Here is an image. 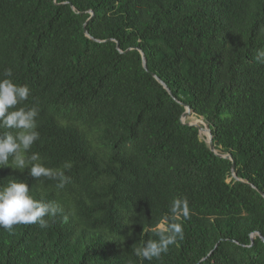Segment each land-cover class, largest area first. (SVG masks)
<instances>
[{
  "label": "trees",
  "instance_id": "1",
  "mask_svg": "<svg viewBox=\"0 0 264 264\" xmlns=\"http://www.w3.org/2000/svg\"><path fill=\"white\" fill-rule=\"evenodd\" d=\"M261 50L264 0H0V78L11 68L39 110L31 152L73 165L63 189L0 168V186L25 181L62 209L48 228H0V264H264ZM184 104L241 180L182 123ZM176 197L184 239L142 260Z\"/></svg>",
  "mask_w": 264,
  "mask_h": 264
},
{
  "label": "clouds",
  "instance_id": "2",
  "mask_svg": "<svg viewBox=\"0 0 264 264\" xmlns=\"http://www.w3.org/2000/svg\"><path fill=\"white\" fill-rule=\"evenodd\" d=\"M256 59L264 63V50L257 52ZM12 69L7 68L0 78V168L11 167L24 172L38 182L41 177L56 180V187L63 189L71 181L65 170L73 165L65 162L60 169L47 167L38 153L31 152L32 146L40 139L37 130L38 107L24 106L31 95L28 85L15 83ZM62 209L54 201L37 200L30 194L27 182L10 179L0 186V228L10 234L16 225L38 223L42 228L49 227V219L60 215ZM47 218V219H46ZM181 219H190L187 198L176 197L169 205V212L154 226L156 239H149L142 246L134 248L137 257L152 261L168 253L171 245L184 239ZM65 222L67 216L64 217Z\"/></svg>",
  "mask_w": 264,
  "mask_h": 264
},
{
  "label": "water",
  "instance_id": "3",
  "mask_svg": "<svg viewBox=\"0 0 264 264\" xmlns=\"http://www.w3.org/2000/svg\"><path fill=\"white\" fill-rule=\"evenodd\" d=\"M72 8L73 9H75L73 6H72ZM92 14V16L94 15V13L92 12L91 13ZM86 25H87V23L85 24V35L88 37V38H90L91 40H94V41H97V42H101L100 40H97V39H95L94 37H92L91 35H90V33H89V31L86 29ZM117 48H118V50L120 51V52H122L121 50H120V47H119V45H117ZM141 55H142V60H143V67H144V69L145 70H147L148 71V61H147V58H146V56H145V54L143 53V52H141ZM153 76L156 78V80L169 92V93H171V90L168 88V86L156 75V74H153ZM184 106H185V112H184V114H183V116H182V123L184 124V125H187V126H195L196 128H198V130H199V133H200V136L203 134V133H208V135H209V138L208 139H206V143L208 144V146H209V148L211 149V151L212 152H214L216 155H218L219 157H221V158H225V159H229V160H231L232 161V173H233V176H234V178H236L237 180H241V179H239L238 177H237V174H236V161L234 160V158L231 156V155H229V154H225L221 149H216V146H215V144H214V141H213V134H212V130H211V127H210V125L207 123V122H205L204 120H203V118H199L197 115H195V113L191 110V108L187 105V104H184ZM192 114H194L195 116H197L198 117V119L199 120H201L202 121V123H186V122H184V119L185 118H187L188 116H190V115H192ZM245 183H248V181H244ZM250 186H252L253 188H256L254 185H252V184H249ZM260 194L264 197V192H261L260 191ZM256 236H259L260 238H262L263 239V241H264V238H263V236L261 235V234H259V233H254L253 235H252V243H253V241H254V239L256 238Z\"/></svg>",
  "mask_w": 264,
  "mask_h": 264
},
{
  "label": "rangeland",
  "instance_id": "4",
  "mask_svg": "<svg viewBox=\"0 0 264 264\" xmlns=\"http://www.w3.org/2000/svg\"><path fill=\"white\" fill-rule=\"evenodd\" d=\"M192 115H193V116H192ZM192 115H190V116H188L187 118H185V119H184V122H186V123H192V120H190V119H192V117H193V119H196V117H197V116H195L194 114H192ZM201 139H202V140H206V139H208L207 134L203 133V134L201 135ZM229 181H230V180H229Z\"/></svg>",
  "mask_w": 264,
  "mask_h": 264
},
{
  "label": "bare ground",
  "instance_id": "5",
  "mask_svg": "<svg viewBox=\"0 0 264 264\" xmlns=\"http://www.w3.org/2000/svg\"><path fill=\"white\" fill-rule=\"evenodd\" d=\"M193 116V115H192ZM190 120H192V123H202V121L201 120H199L198 119V117H196V119H193V117H192V119H190ZM207 134V136H208V138H209V135H208V133H206Z\"/></svg>",
  "mask_w": 264,
  "mask_h": 264
}]
</instances>
